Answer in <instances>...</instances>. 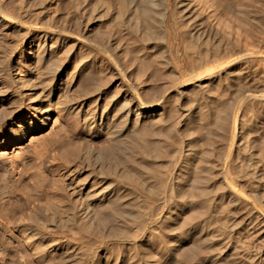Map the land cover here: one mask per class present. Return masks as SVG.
I'll use <instances>...</instances> for the list:
<instances>
[{"label":"rangeland","instance_id":"374dc122","mask_svg":"<svg viewBox=\"0 0 264 264\" xmlns=\"http://www.w3.org/2000/svg\"><path fill=\"white\" fill-rule=\"evenodd\" d=\"M23 1L19 0L18 2H16V0H0V11L1 12L4 11L3 13L7 17H9L6 20L0 22V50H1L0 70L2 71L0 72V74L3 73L0 75V78L4 81V78H8V76L10 77V71L8 69V65L12 60H15L19 56L21 49L29 41V38L31 36L30 37L25 36L26 30H29L31 34L34 33L36 36H38L39 34L42 35L44 34V32H47L51 34V36H53L54 38H57L61 45L70 44L73 47V52L76 53L77 59L80 58L81 60L76 70L74 69L68 70V72L65 73L63 76V83H65L70 89L73 90L74 88L76 89V87H79L82 83V80L83 82L85 81L83 84L88 82L89 79H90L89 81L91 80L93 81L95 77L94 75L95 73L92 64L88 60V57L86 58L87 53L89 54V52H91V49L87 48L86 38L85 35L83 34L84 28L78 30V25L76 24L78 20L81 22L83 21L82 24L84 25L86 24L85 22H87L85 21L86 20L85 17L81 16V12L83 10H76L77 9L76 2L78 0H75V2H73L74 0H35L37 3H35V1L33 0L31 1L27 0L29 1V3L33 1L31 3L33 7H30L31 9L29 8V10H26L29 12V13L27 12V14L25 13L26 0L24 2ZM84 1L85 2L87 1L86 4L89 3L90 5H93L95 3L97 5L101 4V6H104L105 8L110 7L109 8L110 10H104L103 13H105V15H103L102 13L103 15L102 19L107 23L109 27H114L115 29L122 31L123 34L125 33L124 37L127 39V41H129V39L131 38H132L131 40L137 38L144 39L149 43L151 48V53L153 55L155 54L163 55V53H165V50L166 51L169 50L171 54L173 53L174 55L173 58H175L174 59L175 64H171V65H173V67L176 70L173 71V76L175 75L174 77L175 79H177L178 82L177 87L175 88L176 90L173 89V92H175L177 96L175 95L176 97L174 96L173 98H171L174 100L172 101L171 99L169 100L170 102H168L167 104V111L162 112L161 118L163 119L165 117L163 127L165 126L166 128V126H170L168 128H172V129L174 128L175 133L173 134V140L171 142L169 141L171 146L168 143V145L164 147L163 150L164 152L162 153H166L164 154L165 156L162 154L164 157L161 155L162 159L159 160L160 162L158 161L156 163L159 167H155V169L156 168L157 169L154 170V173L151 172L150 175L146 176V180L148 182H147V186L143 188L144 191L141 190L142 188L140 189V187H139L140 190H138L135 187H131V186L129 187L128 200L126 201L129 202L126 203V205L127 204L130 205L129 203L134 204L131 205L132 207H134V209L131 208V210H129L131 206L130 207L126 206V209H128L131 212L133 211L135 213L134 214L132 212L133 215L137 216V217L135 216L137 220H135L136 224L134 225L133 228L134 233L136 232V235H138L136 238L129 239V237L122 236L123 237L122 239L120 237L114 239V237L111 238L109 236L111 240L110 241L108 240L109 237L107 238L103 236V235L105 236L108 235L107 234L108 230H106V228L103 227H99L98 229H95L97 230L96 231L97 233L95 232L94 236L90 235L91 237L89 235H86L85 237L84 235L83 236L77 235L76 237L67 236L66 238L65 236L61 238L56 237L58 239L56 240V238H51L46 236L40 239L39 242L41 244L44 243L47 245V251L49 250L48 251L49 254L47 253L48 258L49 259L51 257L55 258V256L60 257L61 254L63 253L66 257V262H65L66 264L74 263L75 260H76L75 264H77V262L79 264H95V263L96 264H103V263L105 264H126V263L127 264L128 263L129 264H138V263L139 264L141 263L142 264H146V263L148 264L150 263L152 264H183V263L184 264H264V0H260V1L259 0H243V1L214 0L215 2L213 0H210L211 2L209 4L211 5V7H209V5L205 6V4H203L205 3L204 1L206 0H190V2L194 4L196 3L199 4L196 5L199 8L193 11L194 12L192 13L193 18L191 17V19H186L183 10H180L179 8V4L181 2L180 0H165V2L167 1L171 2L170 5L169 3L167 4L164 2V4L169 9L161 10L157 12L155 10L152 11L137 10L135 8L128 9V7L124 5L125 3H121L120 5L119 0H112V2L111 0H83V2ZM135 1L140 3L144 2V0H135ZM20 2L22 5L20 4ZM34 3L36 7L34 6ZM123 5L126 8H124ZM231 5L233 7H237L239 5L238 6L239 8L241 7V9L246 10V11L243 10L245 14L239 16L238 14L235 15L234 10H230ZM203 7L204 8L208 7V8L204 9ZM123 8L125 10H123ZM253 10L254 13L260 15L259 19L256 20L253 17H251L250 14L253 13L252 12ZM6 11L7 12L9 11L8 12L9 14ZM93 12L94 10L93 11L89 10L88 11L89 14H86V18L87 15L90 14L92 15ZM161 12L163 15L160 16ZM74 14H77L78 16ZM11 17L15 19H12ZM158 17L161 18L159 19ZM73 19L76 22H74ZM191 21L195 22V24L199 23L201 25V30L204 29L203 31L207 33V36L210 35L208 38L206 37L205 38L206 40L204 41L205 43H207L206 41L209 42L206 48H210V50L216 51L214 50L215 45H219L218 42H221V44L223 43L222 47L224 48V50L226 48L225 51L229 52V54L233 53L232 54L233 56L230 57L231 60L230 58H228V60L226 59L228 68L225 67L223 68V70L220 69L219 72L218 70L219 68L217 67L215 68V66L212 67L213 65L216 64H212V66H210L212 68L209 69L210 70L209 73H206L207 75L205 74L207 76L206 78L205 75L200 79L194 77L193 73L195 74V71L199 69L198 66L200 62L196 60L197 53L196 55L195 53L193 54L190 48V44L193 40V35H192L193 33L191 32V30L194 25V24L192 25ZM161 26H163V29ZM84 27H86V25ZM172 34L176 36V39H174V36ZM84 38L85 40H83ZM18 40L19 42H17ZM234 40L237 41L235 42ZM173 41L176 42H174L173 44ZM187 45L189 46V48ZM10 51H12L13 53ZM26 51L27 49L24 47L23 52L25 53ZM81 56H84L83 59L81 58ZM233 59L235 60L233 61ZM229 60L232 62H230ZM29 61H30L29 58H24L22 60L24 64H27ZM148 61H150V58ZM24 71L26 77H28L31 73V70H28V68H25ZM188 74L191 75V79H189L190 76ZM13 76H14V72H13ZM208 76H210L211 78ZM150 83H151L150 89L152 88L151 90H153L154 88H156L154 85L157 86V78L153 76V78H151ZM177 97L178 99H175ZM137 100L139 101L140 98L137 97L135 99V104L138 103ZM89 108H90V104L85 106V109L88 111H90ZM47 114L49 115V122L46 124L44 129L37 130L36 128H34L21 140H18L16 138L15 133L9 136V131L7 127L2 126L0 128L1 142L2 141L5 142V140L8 141L11 137V140L6 142V144L1 147V151L3 149L6 150L5 152H0V153H8V154L4 156H0V185L3 188L10 187V189L12 188L14 189L15 187L14 190L15 192L14 194L11 195V197L5 195V197L1 200V204L4 203L2 205L4 208L1 209L3 211L0 210L1 212L0 213V264H5L6 262H7L6 264H10L11 262H12L11 264H14L12 258L7 257L8 255L10 256L9 250L11 249L19 250L21 248H26L31 252H35V250H33V244L28 243V239L26 238V236H24V234L17 229L16 226L17 221L20 219H18L16 223H14L15 225L13 224L12 226L11 224L9 225L8 223L9 221L13 222L12 220L9 219L11 212L10 210L15 207L17 208L21 205H25V203L28 202L26 200L29 199L30 201L28 203L30 206L27 208L25 207V210L23 212V214L28 215L30 213H35L34 211H36V209L40 206V204L44 205L47 202V195H45V193L47 194L48 189L52 187L51 186L52 178L49 177L53 176L52 169L54 170L56 168V166H51V163L54 160L53 159L54 156L59 151L55 149H50V151H45L47 153L43 157L44 158L47 157V158L46 160L43 158L44 162H42L41 160L42 157L39 154L38 156H36L37 155L36 151L39 149L41 150V148L43 147V143L44 145L48 143V140H50L51 137H53L56 134V132L59 131L60 128H63L65 126L67 128L70 127L71 130L74 129L73 127L74 123H72L71 116L67 112L53 110L51 113L48 112ZM171 117L175 119L176 122L173 121ZM176 118L178 119L180 118L179 121ZM38 120H39V116L34 117L30 122L34 123L35 121L37 122ZM165 121L167 122L165 123ZM146 125L148 126V124ZM146 125L144 124V126ZM134 126L135 125H133L132 128ZM144 126L142 125L140 127L141 129L143 127L144 131L147 134L149 133L147 130L153 132V129L150 127V125H149L150 128H148L147 126L144 128ZM139 128H136L135 126L133 130L135 131L138 130ZM141 129L138 131H140L142 134L143 129L142 130ZM179 129L180 131L178 132ZM133 130L131 131L132 132L131 135L133 134L134 136L135 134L139 133L137 131L133 132ZM158 130L159 129H157V131ZM73 131H75V129ZM151 133H149L148 136L143 135V137L149 140L148 138L150 137ZM75 134H76L75 136L77 137L85 138L83 139V141H79L81 144L84 143L86 146L88 145L93 146V148L96 147L102 148L103 146L105 147L109 143V137L105 132L102 133L95 132L94 134L92 133L89 134L87 130H77V132L75 131ZM179 135H180V141H178ZM91 136H93L94 141L90 144L89 140L87 139H90ZM183 136L185 138H183ZM208 136L212 140L209 139ZM217 137H221V138H218L219 139L218 140ZM208 139L212 141V143L211 142L208 143L207 142L209 141ZM220 140L221 143L219 142V144H216ZM225 141H228L227 143L228 146H226ZM177 142H180L181 144L184 143V145L186 144V149L188 150L187 153L190 152L189 153L190 156L187 153L185 156L187 157L188 155L189 157L187 158L185 156H183L182 158L177 157L178 155L177 152L181 147V144L179 145V143ZM222 144L225 145V148L229 147L228 149L226 148L227 150H225V155L229 154V156H226L224 158L225 160L222 161L221 164L222 166L220 168L216 167L217 171L214 170L215 168L214 166H211L212 164H209L211 166L209 167L212 172L207 173L206 172L207 170L208 172L210 171V169H207L209 168L207 163L212 162L211 159L212 157L208 156V154L211 155L215 153L216 151L215 147L219 145L221 146ZM178 145L180 147H178ZM208 145L210 146L215 145L212 146L215 149L214 148L212 149L211 147L210 150V147ZM212 150L213 153L210 152L211 153L210 154L208 151H212ZM228 151L229 153L226 154ZM173 152L176 153L174 154L175 157H173L172 159L173 155L172 156L170 155ZM207 152L208 154H206ZM167 155H169V157L173 161H175L176 159L175 164L178 163V161L181 162L179 164H176L177 166L179 165L178 167L177 166L175 167L177 170L173 167L174 163L171 162L172 161L171 159L169 163L167 162L168 160L165 158L168 157ZM206 157H208V159ZM202 158L206 159L205 160V162H207L206 165ZM162 161H164L163 163H165L166 161L168 164H163ZM180 166L183 168L180 169ZM205 166L207 168H205ZM166 167L169 168L171 171H169V169L165 170ZM184 167L186 170L184 169ZM158 168H160V170L162 169L161 171L163 173H161V171ZM227 169H229V173L225 174ZM158 170L160 175L158 174V176H156ZM167 171L170 172V174ZM172 171L175 173H173ZM220 171H221L220 174L222 175L221 177L220 176L217 177V174H219ZM215 172H216V177L218 179L213 177V174H215ZM206 174L207 176H209V174L210 175L212 174V176L206 177ZM171 175H173L172 180L170 178ZM226 175L228 176L226 177ZM36 177L39 178L40 180L42 178L47 179L46 180L47 184L45 182L47 186L44 187L45 184L41 186L42 190H44L42 191V193H41V188L39 190V186H38L39 182H37L39 179L37 180ZM164 177L166 178V180H164L165 179ZM199 177H203L201 178L202 180H204V178L206 177L207 179L210 180L213 179L214 181L212 180L210 182V180H207L205 178V180H207L206 182L209 181L208 182L209 184L205 183L204 180L203 182L205 186L201 187L203 182ZM186 178L187 180H185ZM196 178H198L200 182H202V184L199 183L198 179ZM223 179L225 180V182ZM152 180L154 181L156 180V181L153 182ZM179 180L180 181L182 180L184 183L185 181H187V183L184 184L181 181V185H180ZM163 182L165 186L163 185ZM167 182L169 184L171 182V184L168 186ZM212 182L213 185H215L214 186L215 188L212 187L213 186ZM215 182L218 184H216ZM192 183L195 186H193ZM34 184L35 185L37 184L38 188ZM218 185H220L219 188ZM171 187L177 189L175 190L170 189ZM191 187L192 188L197 187L198 191L200 189L201 190L200 192H198L197 189L194 188L196 190L195 192V190H193ZM151 189L152 192L150 191ZM31 190H33L34 192ZM35 190H37L36 192L38 193H36ZM148 190L151 192L150 194L148 193L149 192ZM144 192L148 193L147 196ZM26 194H28L29 196ZM30 194L33 196L31 197ZM36 195L39 196L40 198L37 197ZM162 198L165 200H163ZM159 199H162V202ZM177 199L179 200L176 201ZM166 200L167 201L170 200L171 202L169 201L170 202L169 203ZM157 207L158 208L160 207L159 210ZM173 207H175V209ZM171 210L173 212H171ZM159 211L161 212V214ZM131 212L129 213L132 215ZM23 214L20 215L22 216ZM153 214H155V217H152L154 216ZM190 218L192 219L191 221ZM131 219L133 221L135 218L131 217ZM138 219L140 221V224L138 223L139 222ZM187 220L189 222H187ZM165 223L166 224L168 223V225H166ZM131 225L129 226L133 227V224ZM181 225L184 227H182ZM137 226L139 227L137 228L138 231L140 230L141 227L139 234H137L138 233L137 230L135 231V228ZM152 226H154L156 229L151 230V228H154ZM166 226L169 229H167ZM8 227H10V229H8ZM128 227L127 229L130 228ZM159 227L161 228V230ZM12 229L14 230V232H11ZM99 229L101 230V232H103L102 229H105L104 231L106 233L103 232L104 234L103 233L101 234ZM133 229L130 228L129 233L134 234ZM166 229L170 232H166L167 231ZM172 229L175 232H173ZM155 230L156 232L154 233L153 231ZM165 232L168 234H166ZM172 232L174 234H171ZM98 233L102 235L104 238H102V236H99ZM101 238L103 240H101ZM138 238L140 239V241L137 240ZM53 239H55L54 241H56L55 243H57L56 250H54L55 246L51 242ZM167 239L169 240L170 244L167 241ZM207 240L208 242H206ZM92 242H94V244ZM122 244L124 248L123 246H121ZM58 245L62 247L59 252L57 250ZM171 248L173 249L171 250ZM133 249L135 252L133 251ZM64 251H67V253ZM71 252L73 253L71 254ZM118 252L119 254H117ZM139 252H142V254ZM65 253L68 255H66ZM74 253L76 255H74ZM134 254L137 256L140 255V257L141 256L142 257L140 258V260L139 257H137L136 259V256L134 257ZM131 255H133V257ZM68 258L69 259L72 258V260L67 261ZM116 258L119 260V262Z\"/></svg>","mask_w":264,"mask_h":264},{"label":"bare ground","instance_id":"6f19581e","mask_svg":"<svg viewBox=\"0 0 264 264\" xmlns=\"http://www.w3.org/2000/svg\"><path fill=\"white\" fill-rule=\"evenodd\" d=\"M18 1L16 0V2H18ZM33 1H35V0H33ZM180 1H181L179 4L180 10H183L184 16L186 17V19H191V17L193 16L192 13H194L193 11L197 10L199 8L196 5H199V4H197V3L194 4V3L190 2V0H180ZM73 2H75V0ZM84 2H83V0H78L76 2L77 3L76 4L77 9L76 10H83L81 12V16L85 17V19H86L85 21H87V22H85L86 27H84L85 25L82 24L83 21L81 22L78 20L76 22V21H74V19H73V21L76 22V24L78 25V30L81 28H84V30L83 29L82 30L84 31L83 34L85 35V38H86V42H87L86 45H87L88 49H91V52H89V54L87 53L88 56L86 55V58L88 57V60L92 64V67H93V70L95 73L94 74L95 75L94 80L93 81L91 80L92 82L89 81L90 80L89 79L88 82L83 84L85 81L83 82V80H82V83L79 87H76V89L74 88L73 90L70 89L65 83H63V76L65 73L68 72V70H71V69L76 70L78 65H79V62L81 60L80 58L77 59L76 53L73 52V47L70 44H69L70 46L69 45H61L57 38H54L53 36H51V34H49L47 32H44V34H42V35L39 34L38 36H36L34 33L31 34V32L29 30H26V33L24 32L25 36H29V37L31 36L29 38V41L27 42V44L25 46H23V48L25 47L27 49V51L24 53L23 48H22L20 53H19V56L15 60H12L10 62V64L8 65V69L10 71V77L8 76V78H4V81L0 78V128L2 126L7 127L8 131H9V136H11L15 133L16 138L18 140H21L24 136H26L34 128H36L37 130H43L44 127L46 126V124L49 122V115L47 113L48 112L51 113L53 110H59L61 112H67L68 114H70L72 123H74V126L73 125L72 126L74 127L76 132H77V130H87L89 132V134L90 133L94 134L95 132H99V133L105 132L109 137V143L105 147L103 146L102 148H98V147L93 148V146H89L88 144H87L88 146H86L84 143L81 144L79 141H83V139H85V138L75 136L76 134H75V131H73L74 129L71 130L70 127L67 128L64 126L63 128H60L59 131L56 132V134L53 137H51L50 140H48V143H46L45 145L43 143V147L41 148V150L40 149L39 150L36 149L37 151L35 150L37 153L36 156H38V154H39L42 157L41 158L42 162H44L43 156H45L47 153L45 151H50V149H55V150H58L59 152L54 156V158L52 157L54 160L51 163V166H56V168L54 170L52 169L53 176L49 177V178H52V184H51L52 187L50 189H48L47 194L45 193V195H47V202L44 205H41V204H40V206L38 205L39 207L36 209V211H34L35 213H30L28 215L23 214V212L25 210V207L27 208L30 206L28 203L30 201L29 199L26 200L28 202H26L25 205H21L17 208L15 207V208L10 210L11 212H10V216H9L10 218L9 219L12 220L13 222L9 221L8 222L9 225L10 224H11V226H12V224L15 225L14 223H16V221L18 219H20L17 221V225H16L17 229L20 230V232L23 233L24 236H26V238L28 239V243L33 244V250H35V252H31V251L27 250L26 248H21L19 250L18 249L9 250L10 256L8 255L7 257H11L14 264H62V263H65L66 257L63 253L61 254L60 257L55 256V258L54 257H51L50 259L48 258L47 253L49 250L47 251V245L44 243L41 244L39 242L40 239H42L43 237H46V236L51 237V238H56V237L61 238V237H65V236H66V238H67V236H70V237L75 236L76 237L77 235L78 236L84 235V237L86 235L94 236V233L97 231L95 229H98L99 227H103V228H106V230H108V233H107L108 235L107 234H106L107 236L103 235L104 237L108 238L110 236L111 238L114 237V239L119 238V237L122 239L123 238L122 236L129 237V239L130 238H136L138 235H136V232L134 233L133 228H134V225L136 224L135 220H137V218H136L137 216L135 215L136 216L135 217L133 215V213H134L133 211H132L133 213L131 211H129V210H131V208L134 209V207L131 206L134 204L129 203L130 205H128V204L126 205V203L129 202V201L126 202L128 200L129 187L130 186L135 187L138 190H140L142 188L141 190H143V188H145L147 186L148 181L146 180V176L150 175L151 172L154 173V170L157 169V168L155 169V167H159L156 163L162 159L161 158L162 154L163 155L166 154V153H162V152H164L163 151L164 147L166 145H168L169 141L171 142L173 140V134L175 133L174 128L173 129L168 128L170 126H166V128H165V126L163 127L165 117L163 119L161 118L162 112L167 111V104H168V102H170L169 100L176 95V93L173 92V89H175L177 87L178 82H177V79H175V77H174L175 75L173 76V71L175 70V68L173 67V65H171V64H175V62H174L175 58H173L174 57L173 53L171 54L169 50H167V51L165 50V53H163V55H156V54L153 55L151 53V48H150L149 43L147 41H145L144 39H138L137 38V39L131 40L132 39L131 38V39H129V41H127V39L124 37L125 33L123 34L122 31L117 30L114 27H109L107 25V23L102 19L103 15H105V13H103L104 10H110L109 5H108L109 8H107V7L105 8L104 6H101V4L97 5L94 3L93 5H90L89 3L86 4L87 1L85 3ZM100 2H98V3H100ZM111 2H112V0H111ZM119 2H120V5H121V3H125L124 5H126L128 7V9L135 8L137 10H151V11L155 10L156 12L169 9L164 4L165 0H144V2H142V3L137 2L135 0H119ZM204 2L205 3H203V4H205V6L209 5V7H211V5L209 4L211 2L210 0H208V1L206 0ZM31 3H29V1L26 0L25 11L29 10L30 7H33ZM35 3H37V2L35 1ZM35 3H34V6H35ZM39 3H40V1H39ZM39 3H38V5H39ZM165 3H167V4L169 3V5H170L171 2L167 1ZM20 4H21V2H20ZM20 4H18V5H20ZM30 4H31V6H30ZM124 5H123V7L126 8ZM217 5H218V3H217ZM232 5L230 7V10H234L235 15L238 14V16H239V15L245 14L243 12L244 9H241V7L239 8L238 7L239 5L237 7H233L234 5L233 6ZM23 6H24V4H23ZM17 8H19V7H17ZM119 8H118V10H119ZM124 8H123V10H125ZM206 8H208V7H206ZM206 8H204V9H206ZM89 10H92V11L94 10V12L92 15L91 14L87 15V18H86V14H89L88 13ZM74 11H75V9H74ZM244 11H246V10H244ZM3 12L4 11H2V12L0 11V22L9 18ZM27 12L28 11H26L25 13L27 14ZM252 12L253 13L250 14L251 17H253L256 20L259 19L260 15L254 13V10ZM10 13H11V10H10ZM73 13H75V12H73ZM102 13H103V15H102ZM147 13H148V11H147ZM147 13H145V14H147ZM78 14H79V12H78ZM74 15H77V14H74ZM156 15H159V14H156ZM161 15H163L162 12L160 13V16ZM250 15H249V18H250ZM9 16H12V15H9ZM158 18L160 19L161 17H158ZM12 19H15V18H12ZM38 19H39V17H38ZM162 20H161V22H162ZM191 22H192V25L193 24L194 25H193V28L191 30V32L193 33L192 34L193 40L190 44V48H191V51L193 52V54L195 53V55H196V53H197V56H196L197 59L196 58L195 59L198 62H200L199 66H198L199 69L197 71H195V74L193 73L194 71L192 72L194 77L197 79L202 78L206 73H209V71H210L209 69H211L214 66H215V68L216 67L219 68L218 69L219 72H220V69L223 70V68H225V67L228 68L226 59L228 60V58L233 56L232 55L233 53L229 54V52L225 51L226 48L224 50V48L222 47L223 43L221 44V42H218L219 45H215V47L213 46L214 50H216V51L210 50V48H206L207 44H209V42L206 41L207 43H205L204 41L206 40L205 38L206 37L208 38L210 35L207 36V33L205 31H203L204 29L201 30V25L199 23L195 24V22H193V21H191ZM88 26H90V27H88ZM161 27L163 29V26H161ZM80 33H81V31H80ZM20 38H22V37H20ZM85 38L83 40H85ZM174 39H176V36H174ZM171 40H173V39H171ZM171 40H169V41H171ZM188 41H190V40H188ZM17 42H19V40ZM174 42H176V41H173V44H174ZM173 44H171V45H173ZM227 45H228V43H227ZM223 46H225V45H223ZM228 47H230V46H228ZM188 48H189V46H188ZM228 49H230V48H228ZM0 52H1V50H0ZM10 52H12V51H10ZM251 53H253V52H251ZM83 57L84 56H81L82 59H83ZM24 58H29L30 61L27 64H24L22 62V60ZM149 58H150V61H148ZM230 60H231V58H230ZM234 60L235 59H233V61ZM230 62H232V61H230ZM212 64H216V65L212 66ZM228 64H230V63H228ZM210 66H212V67H210ZM208 67H210V68H208ZM25 68H28V70H31V73L28 77H26V74L24 71ZM17 69H18V71H17ZM201 69H203V70H201ZM15 71H16V74H15ZM0 72H2V71L0 70ZM13 72H14V76H13ZM184 73H186V72H184ZM1 74H3V73H1ZM188 75L190 76L189 79H191V75L190 74H188ZM206 75H205V78L207 77ZM153 76H155L157 78V86L154 85L156 88L151 90L152 88L150 89V84H151L150 82H151V78H153ZM219 76H220V73H219ZM208 77H210V76H208ZM198 86H199V84H198ZM203 86H205V85H203ZM11 88H13V89H11ZM137 97H139L140 100L139 101L137 100L138 103L135 104V99ZM175 99H178V97ZM172 100H174V99H171V101ZM89 104H90V108H89L90 111L85 109V106L89 105ZM37 116H39V120L37 122L35 121L34 123H31L30 121L34 117H37ZM176 119H178V118H176ZM179 119H178V121H179ZM167 121H165V123ZM173 121L176 122L175 119H173ZM178 123H177V125H178ZM144 124L145 125L148 124V126L147 125L146 126L148 128L151 127L153 129V132L147 130L149 133L152 132L150 137L149 138L147 137L149 140H147V139H145V137H143V135L144 136L149 135V133L147 134L144 131L143 127H142L143 130L140 127L142 125L144 126ZM133 125H135L136 128L140 127L138 130L141 129L143 131L142 134L138 130L134 131L133 129L135 126L132 128ZM137 125H138V127H137ZM149 125H150V127H149ZM146 126H144V128ZM131 128H132L133 132L137 131L139 133L135 134L134 136H133V134L131 135V133H132ZM157 129H159V130L157 131ZM176 129H177V127H176ZM211 130H212V128H211ZM11 131H13V132H11ZM179 131H180V129L178 130V132ZM93 136H91L90 139H87V140H89L90 144L94 141ZM209 136H211V135H209ZM209 136H208V138L211 139ZM176 138H178V137H176ZM183 138H185V137L183 136ZM218 138H221V137H217V139ZM214 139H213V141H214ZM217 139H216V142H217ZM9 140H11V137ZM8 141L5 140V142H3V141L1 142V140H0V152H5L6 149H3L1 151V147L4 146L6 144V142H8ZM178 141H180V135H179ZM207 142L212 143V141H210V140ZM216 142H214V143H216ZM219 142L221 143V140L218 141V143H216V144H219ZM177 143H179V145L181 144L180 142H177ZM222 143H223V141H222ZM225 143H226V146H228L227 145L228 141H225ZM169 145H170V143H169ZM179 145H178V147H180ZM223 145L224 144H222L221 146L220 145L216 146L215 147L216 151L214 150L215 153H213V150L208 151L209 153L212 152L214 154V156L211 153L210 154L212 156L209 155L208 152L206 153V154H208V156L212 157L211 158L212 162L207 163V162H205L206 159L202 158L204 160L205 165L207 163L208 167H209L210 166L209 164H212L211 166L215 167V168L212 167V168H214V170H216V167L220 168L222 166L221 165L222 161L225 160L224 158L226 156H229L228 153L231 150L230 149L226 153L228 155H225V150H227L229 147L228 148L226 147L227 148L226 149L225 145L224 146ZM208 146L210 147V150H211V147L215 146V145H212V146L208 145ZM213 148L214 147H212V149ZM172 151H173V149H172ZM191 151H192V149H191ZM187 152H188V150L186 149V144L184 145V143H183V144H181V147L179 148V151L177 152V154H178L177 157L182 158L183 156L186 155ZM175 153L176 152L171 153L170 156L173 155L172 159H173V157H175V155H174ZM189 153H187V154L189 155ZM6 154H8V153H0V156H4ZM188 155H187V157L190 156V155L189 156ZM167 156L168 157H165V158L168 161L166 159L165 160L169 163V161H171L172 159L169 157V155H167ZM33 158H34V156H33ZM46 158H44V159L46 160ZM204 158H205V156H204ZM206 158L208 159V157H206ZM227 159H228V157H227ZM201 160H200V162H201ZM166 161H165V163H163L164 161H162V163L168 164ZM171 162L174 163V166H173L174 168L177 166L176 164L181 163L178 161V163L175 164L176 159H175V161L172 160ZM189 166H188V168H189ZM210 167L207 168L205 166V168H207V169H210ZM181 168H183V167L180 166V169ZM158 169L160 170V168H158ZM168 169L169 168H167V167L165 168V170H168ZM184 169H185V167H184ZM203 169H204V167H203ZM159 170H158L156 176H158ZM165 170H163V171H165ZM227 170H228V172H227ZM227 170H226L227 173L225 172V174L229 173V169H227ZM169 171H171V170L169 169ZM206 172L210 173L212 171L210 169L209 172H208V170ZM38 173H40V172H38ZM161 173H163V172L161 171ZM168 173L170 174V172H168ZM173 173H175V172H173ZM220 173H221V171L219 172V174ZM212 174L211 175L209 174V176H212ZM219 174H217V177L218 176L221 177L222 174H220V175ZM162 175H164V174H162ZM168 176H170V175H168ZM168 176H165V177H168ZM177 176H176V178H177ZM209 176H207V174H206V177H209ZM227 176L228 175H226V177ZM38 177H39V175H38ZM203 177H199V178L201 179ZM213 177L217 178L216 172H215V174H213ZM226 177H225V179H226ZM170 178L172 180L173 175H171ZM205 178H204V180H205ZM38 179L39 178H37V180ZM196 179H198V178H196ZM39 180L37 182H39L38 186H39V190H40L41 186H43L45 184V182L47 184V181H46L47 179L42 178L40 181ZM164 180H166V178ZM185 180H187V178ZM204 180H202V182ZM207 180H210V179H207ZM207 180H205L204 182L208 183L209 181L206 182ZM212 180L213 179H211L210 182ZM152 181L155 182L156 180L155 181L152 180ZM173 181H171V182H173ZM181 181L179 180L180 185H181ZM198 181H199V183L202 184V182H200L199 179H198ZM171 182H170V184H171ZM175 182H177V181H175ZM204 182L201 185V187L205 186ZM224 182H225V180H224ZM165 183H166V181H165ZM185 183H187V181H185ZM46 184L44 185V187L47 186ZM170 184L168 183V186ZM172 184H174V183H172ZM216 184H218V183H216ZM148 185H150V184H148ZM163 185L165 186L164 182H163ZM212 185H213V182H212ZM35 186L37 187V184ZM193 186H195V185L193 184ZM214 186L215 185H213L212 187H214ZM219 186L220 185H218V188H219ZM139 187H140V189H139ZM150 187H152V186H150ZM194 188H196L198 191L197 187H193L192 189L195 190ZM170 189H174V188L171 187ZM175 189H177V188H175ZM14 190H15V187H14V189L13 188L10 189V187L3 188L0 185V210L4 208L2 206L4 203L1 204V200L5 197V195L6 196L8 195L11 197V195L14 194V192H15ZM200 190L198 192H200ZM216 190H217V188H216ZM27 191H28V189H27ZM31 191H33V190H31ZM36 191L37 190H35V192ZM42 191H44V190H42V188H41V193H42ZM150 191L152 192V189ZM150 191L148 192L149 194L151 193ZM195 192H196V190H195ZM36 193H38V192H36ZM148 193H145L146 196ZM39 194H40V191H39ZM26 195H28V194H26ZM179 195H181V194H179ZM32 196L33 195H31V197ZM176 196H177V194H176ZM37 197H39V196H37ZM162 199H159V200H161V202H162ZM163 200H165V199H163ZM178 200L179 199H177L176 201H178ZM132 201H134V200H132ZM169 201H167V202H169ZM159 204H160V202H159ZM165 204H167V203H165ZM1 206H2V208H1ZM126 206L127 207L131 206V207L128 210V209H126ZM160 206H161V204H160ZM175 207H173V208L175 209ZM159 208H158V210H159ZM166 208H169V207H166ZM172 210H171V212H173ZM1 211H3V210H1ZM129 212H131L132 215ZM6 213H8V212H6ZM20 214H23V215L21 216ZM160 214H161V212H160ZM153 215L154 216H152V217H155V214H153ZM156 216H158V215H156ZM131 217H133L135 219L132 221ZM191 220L192 219L190 218V221ZM138 221H139V219H138ZM187 222H189V221L187 220ZM138 223L140 224V221ZM131 224H133V227L129 226ZM166 225H168V223ZM6 226H8V225H6ZM128 226L133 229L134 234L129 233L130 228ZM154 226H155V224H154ZM154 226H152V227H154ZM157 226H158V224H157ZM162 226H160V227H162ZM3 227H5V226H3ZM127 227L129 229H127ZM182 227H184V226H182ZM5 228H7V227H5ZM137 228H139V227L137 226L135 228V231L137 230ZM171 228H170V231H171ZM8 229H10V227H8ZM100 229H99V231L101 234L103 232H105L104 231L105 229H102L103 232H101ZM152 229L154 230L156 228L154 227V228H151V230ZM167 229H169V228L167 227ZM173 229H174V227H173ZM127 230H129V231H127ZM140 230H141V227H140ZM160 230H161V228H160ZM139 231L137 234H139ZM170 231L167 230L166 232H170ZM11 232H14V230L12 229ZM153 232L155 233L156 230ZM173 232H175V231L173 230ZM173 232L171 234H174ZM150 233H151V231H150ZM166 234H168V233H166ZM213 234H214V231H213ZM98 235L102 236L99 233H98ZM215 235H216V233H215ZM96 236H95V238H96ZM99 236H98V239H99ZM103 236H102V238H104ZM168 236H170V235H168ZM110 237L108 240H110ZM102 238H101V240H103ZM106 239H104V240H106ZM161 239H162V237H161ZM54 240L55 239H53L51 242L55 246L54 250H56L57 243H55L56 241H54ZM56 240H58V239L56 238ZM137 240L140 241L139 238ZM173 240H172V242H173ZM209 240H210V238H209ZM93 241H94V238H93ZM167 241L169 242L168 239H167ZM104 242H106V241H104ZM119 242H121V241H119ZM119 242H117V243H119ZM206 242H208V240ZM45 243H47V242H45ZM92 243L94 244V242H92ZM113 243H114V241H113ZM115 243H116V241H115ZM169 244H170V242H169ZM163 245H166V244H163ZM49 246H50V244H49ZM121 246H123V244ZM126 247H128V246H126ZM61 248L62 247L60 245H58V249H57L58 252L60 251ZM123 248H124V246H123ZM172 249L173 248H171V250ZM133 251H134V249H133ZM64 252L67 253V251H64ZM72 253L73 252H71V254ZM131 253H132V251H131ZM139 253L142 254V252H139ZM117 254H119V252ZM135 254H134V257L136 256V259H137V257H139V260H140V258L142 256L140 257V255L137 256ZM147 254H148V252H147ZM66 255H68V254H66ZM74 255H76V254L74 253ZM87 255H89V254H87ZM102 256H104V255H102ZM131 256L133 257V255H131ZM178 256H180V255H178ZM70 257H73V256H70ZM87 257H89V256H87ZM87 257H86V260H87ZM11 258H10V260H11ZM68 259H67V261L72 260V258L69 260ZM4 260H5V258H4ZM155 260H157V259H155ZM176 260H177V258H176ZM131 261H130V263H131ZM118 262H119V260H118ZM135 262H136V260H135ZM75 263H76V260L74 261V263H71V264H75ZM77 264H79V263L77 262ZM103 264H105V263H103ZM146 264H148V263H146ZM150 264H152V263H150Z\"/></svg>","mask_w":264,"mask_h":264}]
</instances>
